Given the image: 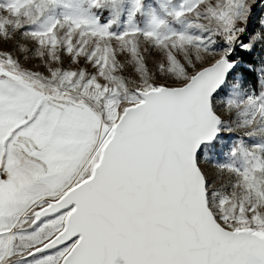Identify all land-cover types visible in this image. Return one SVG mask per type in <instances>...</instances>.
I'll return each mask as SVG.
<instances>
[{
	"label": "snow or ice",
	"instance_id": "1",
	"mask_svg": "<svg viewBox=\"0 0 264 264\" xmlns=\"http://www.w3.org/2000/svg\"><path fill=\"white\" fill-rule=\"evenodd\" d=\"M0 264H264V0H0Z\"/></svg>",
	"mask_w": 264,
	"mask_h": 264
},
{
	"label": "rangeland",
	"instance_id": "2",
	"mask_svg": "<svg viewBox=\"0 0 264 264\" xmlns=\"http://www.w3.org/2000/svg\"><path fill=\"white\" fill-rule=\"evenodd\" d=\"M12 47V44L11 42L9 43H0V49H4V50H7V49H10Z\"/></svg>",
	"mask_w": 264,
	"mask_h": 264
}]
</instances>
